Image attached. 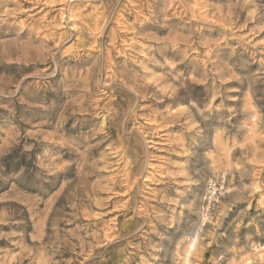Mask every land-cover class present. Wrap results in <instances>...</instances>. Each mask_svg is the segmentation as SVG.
<instances>
[{
    "label": "rangeland",
    "instance_id": "1",
    "mask_svg": "<svg viewBox=\"0 0 264 264\" xmlns=\"http://www.w3.org/2000/svg\"><path fill=\"white\" fill-rule=\"evenodd\" d=\"M222 178L190 264H263L264 0H0V264H184Z\"/></svg>",
    "mask_w": 264,
    "mask_h": 264
},
{
    "label": "built area",
    "instance_id": "2",
    "mask_svg": "<svg viewBox=\"0 0 264 264\" xmlns=\"http://www.w3.org/2000/svg\"><path fill=\"white\" fill-rule=\"evenodd\" d=\"M226 179H210L207 183V192L203 199L201 224L203 227L209 222L212 212L220 199L227 193ZM255 252H261L264 256V238L261 241L252 243ZM264 264V262H263Z\"/></svg>",
    "mask_w": 264,
    "mask_h": 264
},
{
    "label": "bare ground",
    "instance_id": "3",
    "mask_svg": "<svg viewBox=\"0 0 264 264\" xmlns=\"http://www.w3.org/2000/svg\"><path fill=\"white\" fill-rule=\"evenodd\" d=\"M219 171H221V168L220 169H216V173L215 174L219 173ZM223 177H225V176H223ZM222 179H226V178H222ZM202 228H203V225L201 224L200 228H198V231H194V233L192 235V239H191L189 247H188V250H186L187 251V254H186V257H185L186 261H185L184 264H190V258L192 256V252L195 250V248L197 247V245L200 242L201 229Z\"/></svg>",
    "mask_w": 264,
    "mask_h": 264
}]
</instances>
